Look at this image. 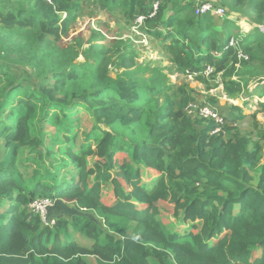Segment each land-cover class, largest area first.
<instances>
[{
  "label": "trees",
  "instance_id": "16d2710c",
  "mask_svg": "<svg viewBox=\"0 0 264 264\" xmlns=\"http://www.w3.org/2000/svg\"><path fill=\"white\" fill-rule=\"evenodd\" d=\"M82 1L0 0V114L20 92L24 95L8 108V115L17 110L12 126H1L0 119L6 149L0 157V264H88L83 254L94 255L95 264H151V256L160 264H264V126L253 140L223 115L224 125L214 131L213 121L187 115L193 100L184 90L174 103L155 77L147 81L127 69L113 78L104 64L90 71L84 68H93L87 58L76 64L75 49L58 42L68 36ZM91 1L103 10H120L132 21L144 15L141 28L160 40L179 72H195L204 81L203 68L211 65L223 71L222 83L231 96L247 94L254 76L239 73L232 79L239 67L258 62L256 68L264 71V32L258 25L243 40L248 59L236 67V56L226 47L233 33L221 42L211 29L215 18L196 16L184 0ZM154 1L157 12L148 17ZM223 1L230 9L247 5L255 22L264 23V0ZM166 4L172 13L164 18ZM18 65L33 69V90H22L26 79L16 75ZM262 76H254L255 82H263ZM160 95L165 99L159 105ZM259 96L264 99V90ZM75 103H83L92 116L85 138L95 146L86 143L75 151L66 135L58 152L72 159L74 175L65 179L53 172L52 183L29 188L16 164L19 150L31 145L42 157L53 153L40 127V136H31L32 120L50 106L68 118ZM232 108L238 110L230 112L232 120L246 117L242 109ZM62 121L68 133L76 127L70 119ZM57 125L64 130L61 122ZM85 156L92 158L90 165ZM43 197L92 211L102 225L77 214L45 225L28 208ZM161 210L187 227L169 232Z\"/></svg>",
  "mask_w": 264,
  "mask_h": 264
},
{
  "label": "rangeland",
  "instance_id": "374dc122",
  "mask_svg": "<svg viewBox=\"0 0 264 264\" xmlns=\"http://www.w3.org/2000/svg\"><path fill=\"white\" fill-rule=\"evenodd\" d=\"M194 6L195 0H184ZM220 3L227 10V14L223 18H217L214 16L213 27L211 29L220 38H226L228 33H233L232 36L238 33L239 27L237 24L248 25L252 29V32L256 31L255 26H264V23L257 24L255 22V14L248 8L247 5L238 6L235 9H230L223 0H215ZM164 18H167L172 12L168 4L163 7ZM66 13H63L64 17ZM234 28H237L236 30ZM260 29V28H259ZM236 32H235V31ZM261 30V29H260ZM141 32H146V27L140 29ZM264 32V28L262 30ZM134 33V34H132ZM148 47L141 46L138 42L139 35L132 31V17H128L120 10L107 11L100 9L98 5L91 0H83L80 13L76 15L75 20L70 26L69 34L66 37H62L58 42L59 47L73 48L77 52V57L74 59L76 64H82L86 58L87 64H92L93 68L85 66L88 71L93 70L94 67L104 64L106 67V73L110 77H119L122 72L130 69L134 71L137 77H143L147 81L151 77H155L157 81L161 82L167 89L164 93L171 98L174 103H178L180 100V90L187 92L192 98L190 104H201L203 102H211L217 107L219 113L225 114L226 120L233 127H235L241 134H249L253 140L258 137L257 128L264 126V111L262 110L261 103H264L263 97L259 94L264 90V81L256 83L254 76L263 77L264 71L257 69L258 62H254V67L247 66L245 69H239L231 77L237 79L238 74L244 75L246 78L253 76L252 81L248 84L247 94L235 93L234 95L227 94L222 83V73L219 71V79L216 82V74L204 75L203 80L187 78L183 75V72H179L175 66L167 59V53L160 47V40L153 38L148 32ZM248 33H246L247 35ZM51 42V41H50ZM139 44V45H138ZM15 58V55L12 56ZM242 62L240 63V65ZM243 66V65H241ZM215 68V67H213ZM28 66L18 65L15 68L16 75L26 79L22 81L21 88L23 91H30L35 88L34 72H32ZM91 80L90 76L86 80V84ZM254 89L252 93L251 90ZM246 90V89H245ZM24 95L20 92L19 97L13 99L10 105L6 108V111L0 114L2 125L12 126L14 123V116H16L17 110L15 109L14 115H8V108L14 106L19 102ZM164 96L160 95L158 103H163ZM189 104V105H190ZM188 105V106H189ZM188 106L185 108L188 116L192 118L196 117V113L193 111L190 113ZM240 108L246 114V117L242 120H232V116L229 115L231 111L238 112ZM43 111V110H42ZM73 112H68L73 116L65 118V112L57 109L56 106H50L46 109V112L40 114L32 120V133L31 136H40V131L45 134V147L52 148V154L47 156H41L37 152L36 146L27 145L21 148L17 154V166L27 182L29 188L34 187L37 182L47 184L52 183V174L57 172L59 178L69 179L74 175L76 171V165L70 157L65 153L58 152L61 148L62 142H67L65 136L68 135L74 142V150H79L83 144H89L94 147V141H88L85 138V132L92 127V116L86 109L83 103H75L72 105ZM41 113V109L38 114ZM221 114V115H222ZM222 115V116H223ZM43 121L40 123V119ZM70 119L71 124H76L71 133L66 132L65 124L62 120L68 121ZM61 122L64 125V130L60 129V125L57 122ZM226 122V124H228ZM257 122V123H256ZM263 153H264V140ZM5 141L0 139V157L5 152ZM264 155V154H263ZM85 160L88 165L92 162L90 156H85ZM55 166L52 167V166ZM259 170H255L253 176L256 177ZM148 180H144V184L147 185ZM7 202V201H6ZM237 209V208H236ZM50 216L54 221L59 218H65L70 220L73 215H86L94 220L99 225H102V220L95 216L92 211L79 210L75 203L66 202L60 199H52V205L49 208ZM161 220L164 222V227L169 232H182L187 226L183 223L177 224L174 217L167 211L161 210ZM82 245L90 246V241L80 235ZM86 259L88 264H95L94 255H82ZM151 264H160L154 257L148 258Z\"/></svg>",
  "mask_w": 264,
  "mask_h": 264
},
{
  "label": "built area",
  "instance_id": "2783aa9c",
  "mask_svg": "<svg viewBox=\"0 0 264 264\" xmlns=\"http://www.w3.org/2000/svg\"><path fill=\"white\" fill-rule=\"evenodd\" d=\"M152 10L148 14V17H154L157 9H158V2L154 1L151 5ZM194 14L196 16L204 15V14H210L213 17H219L223 18L227 14V10L224 6H222L220 3H217L215 0H195L194 6ZM145 16L144 15H138L136 16L132 21V31L137 33L139 35L138 42L143 47H148V37L146 32H141L140 29L144 23ZM239 27V31L236 35L231 36L227 41V46L233 50L235 56H236V67H239V62L242 60H247L248 55L243 50V40L246 36L247 30H245L241 25L237 24ZM258 27L261 29L262 26L258 25ZM134 34V33H132ZM138 44V45H139ZM216 74V82H218L219 79V72H215L213 66L206 65L203 68L202 75H212ZM197 73L195 72H189L186 71L183 73L184 76L187 78H192V76H195ZM190 113L193 111L196 113V115L199 118H204L206 120L213 121L217 127L214 131H218L225 123L224 117L219 113V111L211 104L207 102H203L201 104H190L188 106ZM52 205V199L50 198H36L29 202L28 208L33 213L37 214L41 222L45 225L53 226L55 221L49 217V208Z\"/></svg>",
  "mask_w": 264,
  "mask_h": 264
},
{
  "label": "crops",
  "instance_id": "0c3cea01",
  "mask_svg": "<svg viewBox=\"0 0 264 264\" xmlns=\"http://www.w3.org/2000/svg\"><path fill=\"white\" fill-rule=\"evenodd\" d=\"M249 25V24H248ZM248 25H244V24H242V27L245 29V30H247V33H249V34H252L253 32H252V29H250L249 27L250 26H248ZM218 38H219V36H218ZM226 38H220L219 40L222 42V41H224ZM244 94V93H243ZM214 107L217 109V107L214 105ZM218 110V109H217ZM222 114V113H221ZM223 115V114H222ZM225 115V114H224Z\"/></svg>",
  "mask_w": 264,
  "mask_h": 264
},
{
  "label": "water",
  "instance_id": "95a60500",
  "mask_svg": "<svg viewBox=\"0 0 264 264\" xmlns=\"http://www.w3.org/2000/svg\"><path fill=\"white\" fill-rule=\"evenodd\" d=\"M264 26H262L261 30H263Z\"/></svg>",
  "mask_w": 264,
  "mask_h": 264
}]
</instances>
